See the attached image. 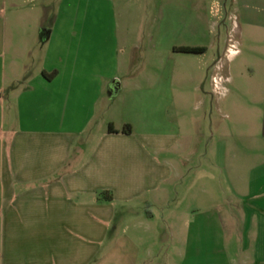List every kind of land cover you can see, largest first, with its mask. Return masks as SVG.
I'll use <instances>...</instances> for the list:
<instances>
[{"label": "crops", "instance_id": "0c3cea01", "mask_svg": "<svg viewBox=\"0 0 264 264\" xmlns=\"http://www.w3.org/2000/svg\"><path fill=\"white\" fill-rule=\"evenodd\" d=\"M234 4L240 6L241 20L250 31L248 42L260 44L264 0H234ZM60 29L74 28L61 24ZM5 36L6 27L0 23V59L10 46ZM89 47L83 34L44 47L47 64L36 72V106L44 104L49 109L55 105L63 112L56 117L41 114L31 128H23L22 121L17 120L13 98L6 95V64L0 60V264H140L143 260L151 263L159 255H165L159 264H186L185 255L202 251V232L194 229L201 216L196 206L201 199L215 206L217 166L213 164V176L205 178L202 191L198 189L200 170L192 180L191 189L200 190L197 199L193 195L195 206L190 203L178 213L171 211L173 184L182 180L183 165L191 161L184 162L182 142L186 136L179 119H172L171 125L163 126L159 133L151 130L153 111L164 114L169 109L165 108L167 89L154 88L152 79L163 82L167 73L153 72L152 57L145 56L126 80L117 56L108 55L97 62L89 54ZM119 51L125 53V49ZM180 54L184 59L201 57ZM240 54V50L232 51L233 56ZM12 70L11 64L10 74L17 75ZM31 84L26 89L33 90ZM56 86L60 97L37 96L38 87L51 90ZM260 89L264 94V86ZM4 103L10 106L8 113ZM127 127L129 133L124 132ZM229 139L223 136V142ZM222 154L226 161L227 153ZM201 156L189 153L187 157ZM261 168L257 186L261 194L257 197L264 212V163ZM103 191L114 192L110 203L100 197ZM117 200L129 208L130 214L138 208L137 217L131 218L136 224L129 234L116 231L114 241L105 245L106 233L101 225L116 214L111 207ZM206 220L215 221L211 217ZM257 220L255 246L242 249L245 257L255 256L246 257L241 264H264V213ZM58 223H65L66 229H58ZM156 223L175 229L170 234L160 233L155 230ZM163 234L165 239H173L171 248L160 240ZM209 236L213 239L218 235L209 232ZM220 246V253H232L229 243ZM226 264L234 263L230 258Z\"/></svg>", "mask_w": 264, "mask_h": 264}, {"label": "rangeland", "instance_id": "374dc122", "mask_svg": "<svg viewBox=\"0 0 264 264\" xmlns=\"http://www.w3.org/2000/svg\"><path fill=\"white\" fill-rule=\"evenodd\" d=\"M239 8L234 0H3L0 5V23L6 27L5 38L10 44V53L8 50L1 57L9 79L6 95L13 98L23 128L36 125L38 116L56 117L63 112L55 105L49 109L44 104L36 106V72L47 64L42 51L49 42L64 37L75 40L83 34L92 59L99 62L102 57L117 56L126 80L145 56L152 57L153 72L167 73L163 82L157 77L152 79L154 88L167 89L165 108L169 109L164 114L153 111L151 130L159 133L163 126L171 125L172 119H179L186 136L182 142L184 162L191 161L183 165L182 180L173 184L176 187L171 190L169 209L178 213L193 203V195L197 199L198 189L206 187L205 178H212L213 164L217 166L215 206L210 207L202 199L196 206L201 216L194 229L202 232V251L185 255L186 264H226L230 258L234 264H241L246 257L254 258L253 254L245 257L242 249L255 246L257 219L264 213L257 197L261 194L257 186L264 163V94L260 89L264 86V36L258 45L248 42L250 31L244 27ZM61 24L73 25L74 29L63 31ZM188 45L206 48L207 52L199 59H184L177 49ZM237 50L241 54L233 56L232 51ZM11 64L17 75L10 74ZM28 84L34 89H26ZM48 95L60 97L59 88L38 87V97ZM4 104L8 113L10 106ZM223 136L230 138L227 143ZM189 153L202 156L190 159ZM222 153H227L226 161ZM198 170L200 184L193 191L191 182ZM100 197L109 202L114 192L103 191ZM111 209L116 214L101 225L106 233L105 245L114 241L116 231L129 234L136 224L131 218L138 214V208L130 214L119 200L112 203ZM210 217L215 221L206 220ZM155 225L160 233L170 234L175 229L164 223ZM65 226L58 223V229L65 230ZM209 232L217 238L212 239ZM165 238L163 234L160 240L171 248L173 239ZM225 242L231 245L230 255L219 252L220 243ZM164 256L140 264H159Z\"/></svg>", "mask_w": 264, "mask_h": 264}, {"label": "trees", "instance_id": "16d2710c", "mask_svg": "<svg viewBox=\"0 0 264 264\" xmlns=\"http://www.w3.org/2000/svg\"><path fill=\"white\" fill-rule=\"evenodd\" d=\"M178 52L180 53H185V54H203L206 52L205 48H200V47H181L177 49ZM128 129V130H127ZM130 127H127L124 132L129 133L130 132ZM110 132L113 133L114 130L112 127H110ZM109 200H112V198L108 197Z\"/></svg>", "mask_w": 264, "mask_h": 264}]
</instances>
